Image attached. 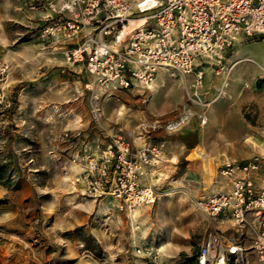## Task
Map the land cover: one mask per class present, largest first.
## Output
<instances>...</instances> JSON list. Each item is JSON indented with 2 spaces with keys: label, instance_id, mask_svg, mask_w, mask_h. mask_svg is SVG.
I'll return each instance as SVG.
<instances>
[{
  "label": "rangeland",
  "instance_id": "1",
  "mask_svg": "<svg viewBox=\"0 0 264 264\" xmlns=\"http://www.w3.org/2000/svg\"><path fill=\"white\" fill-rule=\"evenodd\" d=\"M51 1L56 0H30L23 6V0H0V56L11 65L3 87L13 104L5 112L8 117L0 120V138L14 146L10 161L0 155V264H144L146 260L136 254L138 246L156 254L157 264H193L207 228L196 200L208 196V187H203L196 161L187 158L198 144L184 146L177 158L169 157L188 139L189 120L182 116L197 118L194 110L201 100L179 91L188 76L165 71L158 72V87L151 84L122 95L87 86L91 76L64 56L67 48L76 45V38L39 36L50 16L38 12L44 4L54 9ZM66 1L61 0L58 10ZM31 5L34 9H29ZM240 48L259 53L264 41L246 39L226 57ZM204 66H210L217 79L229 80L232 71L226 63L216 75L217 65ZM258 70L259 76L246 84L251 96L242 97L252 100L245 117L254 133L238 137L234 148L245 158L264 149V135L259 133L264 129V115H260L264 105L262 110L259 106L264 101V70ZM238 74L250 75L239 71L233 75ZM166 102L174 106L173 114L181 111L172 122L176 126L170 129L167 122L168 131L144 142L162 143V158L154 165L159 168L153 202L128 213L113 197L83 195L74 177L84 165V148L100 152L115 134L139 147L132 144L138 116H153ZM237 125L245 127V123ZM223 139L208 138L204 146L226 144ZM216 171L210 185H221L223 176L219 168Z\"/></svg>",
  "mask_w": 264,
  "mask_h": 264
},
{
  "label": "built area",
  "instance_id": "2",
  "mask_svg": "<svg viewBox=\"0 0 264 264\" xmlns=\"http://www.w3.org/2000/svg\"><path fill=\"white\" fill-rule=\"evenodd\" d=\"M64 12L69 17H62ZM42 38H78L65 59L91 76L89 87L111 95L149 87L159 71L193 76L198 88L204 63L225 69L226 54L246 39L264 41V0H67L39 32ZM11 65L0 56V105L8 107L3 85ZM177 123H168V128ZM84 165L74 177L81 193L93 198L110 196L129 212L150 204L153 186L140 176L162 158V143L133 148L115 134L100 152L84 148ZM219 173L230 180L221 190L196 200L211 218L226 213L240 230L252 231L251 249L264 264V153L241 160L226 159ZM136 254L157 264L156 254L138 246ZM243 246L227 234L211 230L199 246L197 264H226L233 256L245 264Z\"/></svg>",
  "mask_w": 264,
  "mask_h": 264
},
{
  "label": "crops",
  "instance_id": "3",
  "mask_svg": "<svg viewBox=\"0 0 264 264\" xmlns=\"http://www.w3.org/2000/svg\"><path fill=\"white\" fill-rule=\"evenodd\" d=\"M25 3L30 4L31 2L30 0H23V6ZM50 4L54 9H48L44 4L41 8L42 11L40 13L38 12L41 17L46 18L56 15L58 8L61 6V0H56L54 4L53 1H51ZM29 9H34V6L31 5ZM27 19L28 20L26 22L31 23L29 21L30 18L27 17ZM40 37H38V39H40ZM75 42H78V38H76ZM225 63L229 67V72L232 71L229 73L230 75H228V81L226 80V77H224L223 80H221V77H218L217 79V77L212 74L210 69L211 67L204 66V81L200 87L194 88L193 76L190 75L188 76V82L184 83L183 86L179 88L180 92H186L188 96L194 94L197 95V98L201 100V103L199 102V104L195 106L194 110L198 119L195 118L192 121L187 116H182L183 118L186 117L189 120L185 130L187 131L186 135L188 139L180 144L176 153L169 157L170 159H173L175 156L177 158L183 148H192L195 144H198L205 150L208 157L213 159V161L216 163L217 168H219L226 159H245V157H240L234 152L238 137L254 133L253 125L247 123V119L245 117L246 108L250 105L252 100H250V97L248 100L243 99L242 97L244 95L251 96L252 92L249 88H246V84L249 85V82H251L252 79H254L256 76H259L260 72L258 69L264 70V50L260 51L259 53H253L252 51H248L243 48L236 49L235 51H232L228 57H226ZM80 67L84 69L81 65ZM235 71H239L240 73L249 72L250 75H246L247 78H243L242 74L235 76L233 75ZM160 74L161 73H157L155 80L152 83L156 87L160 85V80H156ZM214 74L216 75L219 73L214 71ZM245 79H248L249 81L244 83ZM168 94L169 90L164 92L165 96ZM260 102L261 104H259V106L262 110L264 101L260 100ZM12 107V102L8 107L0 105V120H2V117H8V113L5 114V112L9 111ZM173 108L174 106L172 104L166 102L155 110V114H153V116L141 118L139 115L137 118L139 120L137 135L133 137L132 144L135 146H140L146 140H148L149 137L168 131L166 128H164L165 124L167 122L172 123L177 119L178 116L181 115V111L177 115H175V113L173 114ZM260 115H264V110L260 112ZM200 120H202V123H200ZM237 122H241L242 124L245 123V127H238ZM259 133L264 135V129L261 128ZM211 137L224 138L223 140L226 144L217 145L216 147H205L204 143L207 145L208 138ZM5 138H7V135ZM3 141L6 140L0 138V155L5 156L4 160L10 161L14 157V151L12 149L14 146L10 140H8L6 143ZM193 148H195V146ZM192 151L193 150L188 153L187 158L195 160V164L199 170L200 160L190 156ZM95 152H98V150ZM257 153H264V149H261V151ZM191 160H188V162L193 163ZM172 161L175 163V160ZM158 168L159 166L146 168L141 176V184L153 186L156 183L155 172L158 170ZM219 182L221 185H218L216 182L211 185L209 184L208 192H206V194L210 195L221 190L230 189L231 183L228 178L223 177ZM205 216L207 218V228H205V236L203 237L202 241L206 238L208 232L211 230L223 232L227 234V236H229L233 241H236L243 246V254L246 258L245 264H258L257 257L254 251L251 249L253 233L249 227H243L240 230H237V228L233 225L232 220L226 213H222L216 218H211L206 214ZM193 263L197 264L195 255L193 256ZM226 264L238 263L234 260L233 256H228Z\"/></svg>",
  "mask_w": 264,
  "mask_h": 264
},
{
  "label": "bare ground",
  "instance_id": "4",
  "mask_svg": "<svg viewBox=\"0 0 264 264\" xmlns=\"http://www.w3.org/2000/svg\"><path fill=\"white\" fill-rule=\"evenodd\" d=\"M190 156L200 160L199 171L202 177L203 186L204 188H207L211 179L216 175V163L208 157L205 150L199 145L193 149Z\"/></svg>",
  "mask_w": 264,
  "mask_h": 264
},
{
  "label": "trees",
  "instance_id": "5",
  "mask_svg": "<svg viewBox=\"0 0 264 264\" xmlns=\"http://www.w3.org/2000/svg\"><path fill=\"white\" fill-rule=\"evenodd\" d=\"M197 252H198V251H196L195 256L197 255ZM192 259H193V257H192ZM193 264H194V263H193Z\"/></svg>",
  "mask_w": 264,
  "mask_h": 264
}]
</instances>
